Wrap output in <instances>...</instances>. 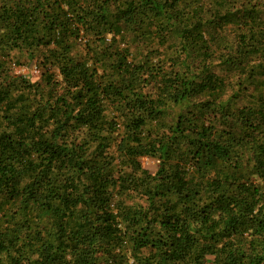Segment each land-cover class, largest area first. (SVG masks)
I'll list each match as a JSON object with an SVG mask.
<instances>
[{"label":"trees","instance_id":"1","mask_svg":"<svg viewBox=\"0 0 264 264\" xmlns=\"http://www.w3.org/2000/svg\"><path fill=\"white\" fill-rule=\"evenodd\" d=\"M0 264H264V0H0Z\"/></svg>","mask_w":264,"mask_h":264},{"label":"rangeland","instance_id":"2","mask_svg":"<svg viewBox=\"0 0 264 264\" xmlns=\"http://www.w3.org/2000/svg\"><path fill=\"white\" fill-rule=\"evenodd\" d=\"M227 34L231 35V36H233V34H235V30H234L233 26H229L228 27ZM81 51H82V47L79 46L75 52L79 53ZM160 52L162 53L161 57H163V53L165 52L163 46H161ZM134 54L137 56L138 55L137 51L134 50ZM19 57L22 60H25L24 56H19ZM15 71H16L17 74H21V75H25V76L27 75L33 81L38 80L39 76H40V73L38 72V70H36L34 68V66L27 67L25 65L24 66L22 65V66L16 67ZM190 105H191V103H185L184 105L173 107L171 109V111H170V115H169L167 120L169 122H174L178 118L179 114L184 113L190 107ZM143 163H144V167L146 169H148L149 171H151L152 173H154L156 171V169H157V160L152 159V158H145L143 160Z\"/></svg>","mask_w":264,"mask_h":264}]
</instances>
